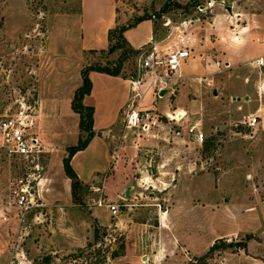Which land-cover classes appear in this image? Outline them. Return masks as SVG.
I'll list each match as a JSON object with an SVG mask.
<instances>
[{
    "label": "rangeland",
    "instance_id": "1",
    "mask_svg": "<svg viewBox=\"0 0 264 264\" xmlns=\"http://www.w3.org/2000/svg\"><path fill=\"white\" fill-rule=\"evenodd\" d=\"M206 1L116 0L124 24L133 23L142 16H149L155 22L154 38L159 42L160 51L193 40L195 45H190V57L196 61V69L189 71L187 60L183 65V70H187L183 77L175 79L163 95L160 94L162 91L158 94L144 87L137 108H150L157 118V124L148 133L125 128L123 120L130 100L120 109L115 123L96 131L95 135L108 147L111 156L103 171L89 182L81 181L75 199L71 187L67 189L70 199L64 207H67L65 215L69 217V228L78 232L82 229L84 242L59 256L58 264H185L196 255H188L180 246L163 257V262L145 260L143 256L150 253L155 234L147 232L151 239L148 237L147 242L144 240L138 245L133 237L136 230H133L126 249L124 229L113 225L119 217L139 218L137 212L144 208L148 212L149 227L154 229L157 221L151 212H165L174 206H178L177 217L182 230L188 233L190 229L193 233L188 234V238L197 253L210 237L215 241L218 235L227 242L246 244L245 248L227 247L214 251L207 264H224V258H227L225 264H264V93L259 95L253 90L254 80L264 76V65L255 66L253 60L238 63V47L234 45L228 49L231 58L227 59L225 51L203 43L207 33L212 42L215 38L221 39L210 21L214 6L225 14V18L217 21V28L225 27L223 30L227 34L235 32L232 36L237 39L236 24L247 22L237 19L231 11H236L233 5L243 3L259 12L264 7V0H225L223 5L215 3L210 10L199 11L197 4ZM76 8L77 0H0V116L11 114L22 100L31 106V131L39 136L43 148L37 159L44 166L42 175L48 178L47 182L49 179L60 181L57 191L62 192V159L67 145L76 142L79 131L76 132L77 116L70 108L66 87L61 91L53 78L62 68L68 67L66 65H72L71 59H74L71 52L76 24L72 21ZM67 34L70 41L64 42ZM200 44L204 49H197ZM123 51L127 55L122 68L126 79L145 80L138 67L140 52L137 54L124 48ZM120 54L121 50L112 53L86 51L84 58L86 65L104 64L115 61ZM226 60L231 61L230 64ZM214 89L216 94H213ZM122 90L126 88L120 84L107 85L96 95L101 112L98 125L111 120L113 104L122 95ZM132 95L133 92L130 98ZM179 111L178 118L185 111L181 120L167 117V114L174 115ZM254 113L258 114L259 122L251 127L246 120ZM191 126L203 133L202 141L190 134ZM98 160L99 165L102 160ZM92 162L76 166L78 172L85 175V166L92 167ZM20 173L22 161L14 159L8 163L6 156L0 153V199L9 207L6 212L12 217L10 224L7 223L9 226H2L0 238L6 231L10 236L14 234L10 226L13 217L16 218V208L8 204L7 188L9 177ZM128 186L131 196L125 198L122 192ZM116 194H119L117 201L123 198L129 207H120L113 216L104 203L113 202ZM98 200L102 202L101 206L97 205ZM90 205L97 206V211L103 213L101 222L107 221L111 225H100L90 215L93 210L89 209ZM34 213L27 214L25 222L18 224L22 230L29 225L27 240L23 242L27 251L33 243L43 246V241L50 235L49 228H44L46 215L39 214L36 219ZM35 226L38 228L34 229ZM95 228L98 229L96 237ZM114 252L117 255L114 256ZM17 254L15 252L14 257L17 258ZM32 256L33 260L27 264H50V255L45 251L39 256L31 253Z\"/></svg>",
    "mask_w": 264,
    "mask_h": 264
},
{
    "label": "crops",
    "instance_id": "2",
    "mask_svg": "<svg viewBox=\"0 0 264 264\" xmlns=\"http://www.w3.org/2000/svg\"><path fill=\"white\" fill-rule=\"evenodd\" d=\"M233 6H235L236 11H231L234 15H236L237 19H239L241 22H243V20H246L247 22L244 25L243 23H241L240 25L236 24V30L238 32V35H235V37L237 39H234L232 36V34H236L235 32L227 34V32L223 30L225 27L217 28V21H219V19L225 18V14L218 7H216L215 9L214 6L211 11V13L213 14L210 16V21L211 24L215 25L214 29L217 34L219 33L221 39L218 40L217 38H215V41L212 42L211 39L209 40L207 33L203 40V43L207 45V47H209V43L210 46L225 51L224 56H226L227 59L231 58L230 55H228V49H230V46L232 48V46L234 45L238 47L236 56V59H238V63H242L244 60H253L252 63L257 66L256 61L258 58H262L264 60V7L258 12V10H254L251 6H246L243 3H238L236 5L234 4ZM213 10L215 11L213 12ZM121 15L122 14L118 12L116 0H77V8L76 12L73 14L72 21L76 24V37L72 39L73 50L71 52L73 54L74 59H71L72 65H66L68 67H71V69L68 67L64 69L62 68L61 73L55 74L56 76L53 78L54 81H56L57 85H59L61 91L66 87L65 94H68L70 101L75 89L82 82L80 71L82 67L86 65V60L84 58L85 52L90 49L107 48L109 29L115 27L116 25L124 24V19ZM156 32L157 30L155 27V22H153V20L149 18L144 19L138 22L136 25L126 29L124 32V36L126 37L129 44L135 49H139L144 46L146 48L154 46L158 50H161V47H159V42L156 41L154 38ZM63 35L65 34L63 33ZM65 41H70L69 34H67V36L65 37L64 42ZM192 41L193 40H186V42L182 46L189 45L188 47L189 49H191L190 45H195V42ZM245 44H248V46L250 47L246 49V46H244ZM197 47V49H204V46L201 44ZM250 48H252V50ZM187 60L190 63V68L188 70L194 72L196 69V61L192 57H189L182 64L183 74H185V72L187 71L183 70V65L187 62ZM230 62L227 61V63L229 64ZM89 78L92 82V89L90 91V94L84 97L83 102L84 104L92 105L94 107L93 129L96 132L99 129L107 128L116 122L120 109L123 108V106H125L130 99V80L122 78L120 76H112L97 71H90ZM263 83L264 76H260L258 80H254L253 90L256 91L259 95H261V93H264V89L261 86ZM116 84L125 86L126 90H122V95L118 96V98L115 99V103L113 104L114 114L111 120L104 125H98V119L100 118L101 112H99L100 107L95 97L98 93H101L103 91V87H106L107 85L114 86ZM55 94L56 91L53 95ZM73 113L77 116L78 123V115L75 112ZM102 118H105V116L103 115ZM77 131L78 129L76 130V132ZM76 132L75 135L77 136ZM95 153L97 154L96 156ZM88 155H90L91 157L87 158ZM110 156L111 152L108 150V147L100 140L99 136L95 135L84 149L77 151L71 157L70 164L81 181L89 182L98 172L104 170L109 161ZM98 159L102 160V163L99 165ZM92 160V167L88 166V164L87 166H85V175L78 172L76 166H84L85 162H89L91 164ZM60 173H62L63 175L62 177H60V179L61 183H63V185L61 186L62 188L64 187V192H62V188V191H57V187L59 185L57 182L60 181L54 180V182H52V179H49V182H47L48 178L45 175H42V179L39 185V193L42 198L41 203L43 204L42 208H36L28 213L31 214V212L35 211L34 218L36 219L39 214L44 213L46 215L44 228L45 226L46 228H49V237H46V239L43 241V246L33 243V247L30 248L29 251H27L25 248V243L23 242L24 240H27V238L25 237L28 234L29 225H25V229L22 230V227H20L17 223V219L13 217L14 222L11 223L10 227L11 231H14V234L10 236L8 231H6V234H3V236L0 238V264H8L11 258L14 257L15 252L18 253L17 258L27 264L33 260V256L30 257L31 253H34V256H39V253L41 251H45L47 254L50 255V264H58V262L60 261V259H58L59 256H61L63 253L68 252L69 249L73 246L79 247L83 245L84 235L82 229H80V232L73 228L70 229L69 217L65 215V210L67 207L64 206H66V203H69L68 200L70 199V195L67 192V189H69L70 187V180L66 175H64L65 173L63 169V164L62 167H60ZM117 198H119V194L113 196L114 201H117ZM1 201L2 199H0V235L2 233V226H9L7 225V223L10 224L9 220L12 218L10 214L7 215L6 212L8 211L9 207L4 205ZM97 208V206L92 207L90 205L89 209H93L90 215H92V217H95L100 223V225L110 226L111 224H108L107 221H100V218L103 217V213L97 211ZM177 208L178 206H174L171 209H167L165 212L162 210H154V212H151L154 214L155 219L157 221V224L154 229H151L149 227L150 224H148L149 220L147 217L148 212L144 208L138 210L137 213H140L139 218H136V216L131 217L130 219L119 217L113 225L114 227H117V229H119V226L122 227L121 229H124L126 249L129 246V237L130 233H132L133 230H136L135 233L133 232V237L135 238L138 245L144 243V240L145 242H147V238H150L147 232L155 234L154 244H151L150 253L146 254V256H143L145 260L152 259V261L155 262L161 261L163 257L179 249V246L180 248L185 249L188 255L190 254V256H198L202 254L204 250L214 241V238L212 239L210 237L209 241L204 245V248L200 253H197L194 249H192V244L189 242L188 234L193 233L192 231H190V229L188 233L182 230V227L179 225L180 220L177 217L179 211L177 210ZM38 209L40 211H37ZM34 218L32 221H34ZM80 220L84 222V219L82 217ZM32 221L31 224L34 225L33 223L36 222V220L34 222ZM5 222L6 224L3 225ZM163 223H166V225ZM37 228V226L34 227V229ZM29 230L31 231V228ZM194 231L196 233V229H194ZM224 235H226V233ZM220 236L222 235H218V238ZM12 241L14 243H12ZM188 255L187 257H189ZM38 260H41V258H38ZM226 261L227 258H224L225 263Z\"/></svg>",
    "mask_w": 264,
    "mask_h": 264
},
{
    "label": "built area",
    "instance_id": "3",
    "mask_svg": "<svg viewBox=\"0 0 264 264\" xmlns=\"http://www.w3.org/2000/svg\"><path fill=\"white\" fill-rule=\"evenodd\" d=\"M224 2L225 0H207L205 4L197 5V9L199 11L210 10L215 3L223 5ZM190 56L191 49L188 46L168 48L164 51L152 46L141 50L138 55V67L145 80L137 78L130 81V92H133V95L129 99L130 107L123 120L126 129L148 133L157 124V118L153 116L152 110L150 108L138 109L137 104L144 95L145 88H150L159 94L170 87L175 79L182 78V64ZM256 62L258 66H261L264 60L258 58ZM31 111V106L22 100L11 114L5 113L0 116V153L6 156L8 163L14 159L22 161V173L9 177L7 188L8 204L16 208L18 224L25 222L26 216L31 210L43 205L39 194L43 166L37 161L43 153V148L39 136L31 131L33 125ZM176 115V113L174 115L167 114V117L170 120L179 121L185 115V111L179 119L176 118ZM258 122V114L247 116L248 126L253 127ZM189 132L196 140L202 141L203 133L198 131L195 126H191ZM96 203L99 206L102 205L100 200ZM104 206L113 216L118 213L120 207H129L123 198L119 201L104 203ZM114 239L112 237V240ZM13 258L9 264H25L22 260Z\"/></svg>",
    "mask_w": 264,
    "mask_h": 264
},
{
    "label": "trees",
    "instance_id": "4",
    "mask_svg": "<svg viewBox=\"0 0 264 264\" xmlns=\"http://www.w3.org/2000/svg\"><path fill=\"white\" fill-rule=\"evenodd\" d=\"M149 18H150L149 16H142L137 18V20L133 23L116 25L115 27L109 29L108 31V46L106 49L88 50V52L90 53H96V52L112 53L116 50H121V54L115 61H107L104 64L96 62L94 64H88L82 67L80 71L82 82L75 89L70 101V108L72 109L73 112H75L78 115L79 134L76 143L66 147V155L62 159V164L65 175L70 179V187H71V193L73 199H75L76 193L80 188V186L82 185V182L78 178L74 169L72 168L70 164V159L77 151L84 149L96 134V132L93 129L94 107L92 105L84 104L83 102L84 97L90 94V91L92 89V82L89 78V72L97 71L112 76H120L126 79L127 76L124 75L122 72L123 61L127 57L125 51H123V48L124 50L131 51L137 54H139L141 50L138 51L131 47L126 37L124 36V32L126 29L136 25L138 22ZM97 233H98V229L95 228L94 237L97 236ZM227 247L245 248L246 244L241 241L233 242V240L227 242L223 238H218L209 246V248L206 250L205 253H203L200 256H193L185 264H207V259L212 255L214 251L226 249ZM113 255L115 256L117 255V253L114 252Z\"/></svg>",
    "mask_w": 264,
    "mask_h": 264
},
{
    "label": "water",
    "instance_id": "5",
    "mask_svg": "<svg viewBox=\"0 0 264 264\" xmlns=\"http://www.w3.org/2000/svg\"><path fill=\"white\" fill-rule=\"evenodd\" d=\"M160 94L163 95L164 94V90ZM213 94H216V90L215 89L213 90ZM122 193H123V197L129 198L131 196L130 195V186H128Z\"/></svg>",
    "mask_w": 264,
    "mask_h": 264
},
{
    "label": "bare ground",
    "instance_id": "6",
    "mask_svg": "<svg viewBox=\"0 0 264 264\" xmlns=\"http://www.w3.org/2000/svg\"><path fill=\"white\" fill-rule=\"evenodd\" d=\"M179 114H180V111L177 113V115H176V118L177 119H179L178 117H179ZM184 114V113H183Z\"/></svg>",
    "mask_w": 264,
    "mask_h": 264
}]
</instances>
